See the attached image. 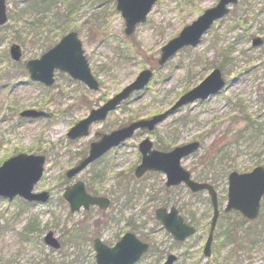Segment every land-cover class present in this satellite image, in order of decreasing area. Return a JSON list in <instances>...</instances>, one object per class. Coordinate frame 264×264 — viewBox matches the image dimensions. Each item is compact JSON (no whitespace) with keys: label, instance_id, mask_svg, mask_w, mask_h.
I'll list each match as a JSON object with an SVG mask.
<instances>
[{"label":"rangeland","instance_id":"rangeland-1","mask_svg":"<svg viewBox=\"0 0 264 264\" xmlns=\"http://www.w3.org/2000/svg\"><path fill=\"white\" fill-rule=\"evenodd\" d=\"M52 1V8L45 14L28 13L18 18L26 3L7 0L9 22L0 27V164L19 152L46 154L45 172L35 190L51 192L46 203L0 198V264H96L93 239L101 237L112 245L127 231L135 232L151 245L136 264H164L169 254L178 257L174 264H264V230L260 241L253 245L245 242L240 248L220 247L215 237L211 257L204 255L213 214L208 194H194L184 184L168 188L161 172H148L140 178L134 174L141 161L139 143L147 132L138 131L73 180L64 176L79 159L78 153L87 151L90 142L98 139L96 132H107L167 110L187 89L219 67L227 80L224 90L204 101L182 106L149 133L157 148L158 142H167L171 149L200 140L201 148L182 160L187 169L196 168L193 176L199 179L197 174L205 169L200 156L231 118L237 116L232 101L244 97L253 109L260 105L262 71L241 80L237 65L220 66L224 59L222 49H234L233 54L239 57L252 47L253 39L258 37L255 35L264 38L259 24L244 19L247 8L254 9L260 0H240L196 47L180 51L161 68L156 67L160 48L219 0H159L147 21L130 36L125 34V21L116 9V0ZM259 18L264 21V17ZM37 22L45 25L47 31ZM72 30L78 32L92 72L102 84L99 92L89 91L63 73H58L55 84L47 88L32 82L23 67L26 60L40 55L47 43L44 36L49 35L52 42H57ZM13 43L23 47L20 62L10 57ZM260 47L255 48L258 51ZM146 68L155 69V74L145 89L134 94L105 121L95 123L90 136L70 143L66 134L89 113L88 102L93 101V107L102 104ZM27 108L53 111L54 115L36 120L22 118L20 112ZM256 147L257 143L244 141L240 152L232 155L240 168L234 170L250 171L258 158H264V152L259 153ZM213 163L217 169L219 161L215 159ZM213 167L206 166L210 170ZM75 180L84 181L90 192L110 197L111 206L106 210L92 207L72 213L63 192ZM217 190L223 211L227 183L220 182ZM172 205L197 226V233L183 243H177L155 218V209ZM261 210V216L255 220L258 225L264 224V198ZM241 217L234 213L221 215L215 234L228 223L239 222L244 229L251 221L245 223ZM29 226L34 229L27 233ZM50 230L61 242L59 250L44 241ZM77 245L84 246V253Z\"/></svg>","mask_w":264,"mask_h":264},{"label":"water","instance_id":"water-1","mask_svg":"<svg viewBox=\"0 0 264 264\" xmlns=\"http://www.w3.org/2000/svg\"><path fill=\"white\" fill-rule=\"evenodd\" d=\"M6 1L0 0V26L8 21ZM156 2L157 0H117V9L121 11L125 19L126 35H131L138 24L146 21ZM237 3L238 0H219L216 5L207 8L196 20L186 25L178 35L162 46L158 64L164 66L180 49L196 46L213 23L227 15L230 12L229 7ZM263 42L264 40L260 36L255 37L253 46H260ZM10 53L14 60H20L22 57L21 46L13 44ZM26 67L32 80L40 81L47 86H51L55 82V72L59 71L68 73L73 79L86 84L92 90H98L100 87L99 81L91 72L82 42L76 31L67 33L39 58L29 60ZM152 76L153 70H142L132 83L101 106L92 109L87 117L72 126L67 136L72 140L88 136L90 126L94 122L106 119L109 113L128 99L132 93L143 89L150 82ZM225 84L226 79L223 72L220 68H215L202 82L182 94L176 103L163 113L132 121L109 133H97L100 138L90 143L88 154L67 170L66 177L74 178L109 149L119 146L131 138L136 130L153 131L163 119L174 113L179 107L193 103L198 99L204 100L210 95L220 92ZM21 116L37 118L51 116V114L43 110L26 109L21 112ZM139 148L142 159L135 169L137 177L143 176L147 171H161L167 177V186L185 183L192 192L206 191L208 193L213 206V217L204 245V254L206 257L211 256L214 231L220 216L218 193L212 184L194 180L191 172L182 165V159L196 152L200 148V142L192 141L165 152L154 149L152 140L146 137L141 141ZM45 162V155L25 152L5 160L0 165V197L13 199L19 196L27 201L47 202L50 198L49 191H34L35 185L43 176ZM63 195L70 203L72 212L80 210L82 206L86 209L91 205L106 208L110 204L108 197L89 194L86 191L85 183L81 180L67 186ZM263 196L264 165L256 166L249 172L232 171L228 175V199L225 212L238 211L247 219L254 220L260 214ZM155 213L157 219L162 222L176 241L183 242L196 233L195 226L185 222L176 206H172L169 210L160 207L156 209ZM44 241L55 249H59L61 246L53 231H49L45 235ZM94 248L97 252L96 264H135L149 249V244L129 231L114 246H108L97 238L94 241ZM176 260L177 256L170 254L164 264H174Z\"/></svg>","mask_w":264,"mask_h":264},{"label":"trees","instance_id":"trees-1","mask_svg":"<svg viewBox=\"0 0 264 264\" xmlns=\"http://www.w3.org/2000/svg\"><path fill=\"white\" fill-rule=\"evenodd\" d=\"M52 2V0H25L26 6L21 10L20 15H24L25 12H33L37 14L46 13L52 8ZM254 6V9L247 8L244 19L247 22L253 21L256 24H259V30L263 32L264 36V21L259 18L264 17V0H260ZM40 27H42V25H40ZM49 37L50 36L48 35L46 39L49 42H52ZM49 42H47L45 48H48L53 44ZM233 53L234 49H231L230 51L224 49L221 50V57H224L222 61L223 65L220 64L222 68H225L224 66L228 64L233 65V67L237 65L238 76L241 80L257 75L259 71H262L264 74V45L261 46L258 51L254 47H249L247 48L246 54L239 57L235 56ZM258 60H261V62L258 63ZM241 61H243V64H240ZM259 91L258 97L260 105L255 109L250 106L249 101L244 97H238L235 101H232V106L236 108L237 116L231 118V121L220 130V134L217 137H214L210 145L206 147L204 153L200 156V162L205 169L203 171L199 170L200 172L197 174V178L203 181H210L215 184L216 187H218L220 182H226L227 176L231 170H240L238 165H235L236 157L233 158L232 155L235 154V151H238V153L240 152V148L243 147L244 141L257 143L258 147H256L255 150L257 151L259 149V153L264 152V86L259 87ZM98 100L99 99H97V101ZM87 106L91 108L93 106V101L88 102ZM157 144L158 147L162 149L170 148L167 142H158ZM85 154L86 150L79 152L78 156L81 157ZM215 159L219 161V167L217 169L213 167V161ZM259 164H264V158H258L254 163L255 166ZM206 166L213 167V170L207 169ZM192 170L194 172L196 168H193ZM94 192L96 193V191ZM232 213L242 216L238 212H222L221 215L232 216ZM241 218L243 219V222L246 223L247 220L243 217ZM33 227L29 226L26 232L33 231ZM263 230L264 224L258 225L255 223V220L249 222L244 229L241 228V223L239 222L234 224H224L215 234L217 240L216 245L219 244L220 247L234 245L237 248L243 247V243L245 242L249 245H253L261 240ZM77 248L81 249L84 253V246L77 245ZM79 255L78 252V256Z\"/></svg>","mask_w":264,"mask_h":264},{"label":"flooded vegetation","instance_id":"flooded-vegetation-1","mask_svg":"<svg viewBox=\"0 0 264 264\" xmlns=\"http://www.w3.org/2000/svg\"><path fill=\"white\" fill-rule=\"evenodd\" d=\"M48 48H50V47H48ZM48 48H47V49H48ZM47 49L43 48V50H42V52L40 53V55H41L43 52H45ZM40 55H39V56H40ZM34 58H36V57H34ZM25 65H26V64H25ZM168 188H170V187H168ZM92 207H93V206H91V208H92ZM94 208H98V207H97V206H94ZM82 209L88 210L89 208H88V209H86V208H82ZM95 238H101V237H95ZM95 238H94V239H95ZM94 239H93V242H94ZM101 239L103 240V238H101ZM103 241H104V240H103ZM104 242H105V241H104ZM116 242H117V241H116ZM116 242H115V243H116ZM106 243H107V242H106ZM115 243H114V244H115ZM107 244H108V243H107ZM114 244H112V245H114Z\"/></svg>","mask_w":264,"mask_h":264}]
</instances>
